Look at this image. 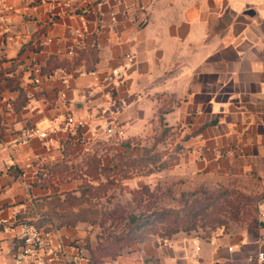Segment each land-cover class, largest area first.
Segmentation results:
<instances>
[{"label":"crops","instance_id":"1","mask_svg":"<svg viewBox=\"0 0 264 264\" xmlns=\"http://www.w3.org/2000/svg\"><path fill=\"white\" fill-rule=\"evenodd\" d=\"M3 1L1 216L29 213L33 202L58 190L57 176L54 184L43 185L40 175L47 177V169L67 164L63 157L77 147L79 136L93 153L95 137L104 134H91L88 125L62 127L63 120L95 113L103 98L81 97L92 85L89 71L117 66L126 53L133 63L116 89L120 99L131 101L120 117L126 134L141 132L152 119L168 129L181 125V152L173 166L193 188L243 181L256 182L264 191V0ZM75 28L83 31L84 44L68 57ZM52 55L68 62L66 84L40 73ZM35 76H40L37 84ZM20 93L26 100L18 106ZM33 125L45 130L47 139L17 144V134ZM66 140L74 148L64 152ZM258 207L264 213V198ZM263 225L264 217L255 232L222 234L212 243L197 237L166 244L147 241L102 264H256V253L264 251V240L257 241ZM13 233L0 227V261L10 259L5 247L12 245ZM196 242L199 258L192 260L188 253Z\"/></svg>","mask_w":264,"mask_h":264},{"label":"rangeland","instance_id":"2","mask_svg":"<svg viewBox=\"0 0 264 264\" xmlns=\"http://www.w3.org/2000/svg\"><path fill=\"white\" fill-rule=\"evenodd\" d=\"M180 126L168 129L163 126L161 120L152 119L148 122L147 127L145 124L142 131L135 135L125 134L124 138H106L104 135L96 136L94 148L91 150H94L93 152L100 157L102 165L110 168L114 165L115 160H119V153H121V163H126L125 165L128 167L123 177L118 175L115 178L109 175H101L99 178L89 180L90 177L82 174L84 169L82 162L86 159L87 153L88 155L92 154V151L85 150L86 142L79 136L78 141H76L77 147L75 149H68L65 155V162L67 164H65L66 168H64V171L61 172L62 176H58V180L62 179V181L56 187L58 189L56 192H61L63 189L71 191L70 189H76L79 183H86L88 181L93 186H98L102 182L103 185L99 186L102 188H99L96 196L91 198L92 203L95 204L98 210L99 216H97L93 223L85 221L77 222L73 226L61 227L63 228L61 233L69 240L71 239L82 245L87 251L88 256L93 252L92 254H95L97 261H104L111 259V257L101 256L97 250L98 245L105 240H114L115 237L126 233L130 236H135L136 240L133 244L123 248L120 254L129 251L135 245L143 244L147 241L162 243L164 240L175 241L185 239V237H197L209 241L213 231L217 228L222 229V234L224 235H232L242 231L255 232V229H257L255 223L262 221L261 211L259 207L256 208L262 199L256 200V198L258 193L263 192L262 188L259 191V185L256 182L241 181L238 183V186L218 183L214 188L204 186L209 190L227 188L250 196V199H245V202H247L245 208L249 210V215L246 216L247 220H242V210H240L239 216L241 218L237 216L236 219L226 220L223 224H215L212 228L197 227L195 230L189 232L177 231L171 234V236H165L163 233L164 229H161L164 222L160 221H164L163 219H159L155 224H152V219L150 218L148 220L143 218L140 221L134 220L138 215H146L163 209H183L187 207L186 205H189V202H185V198L183 199L181 194L192 193L195 188L190 185L189 178L179 172L177 173L176 168L173 166L177 155L181 152L177 142L183 134ZM130 160L136 161L135 167L130 164ZM71 174L74 178L69 176ZM108 181H110L109 184H107ZM74 194L78 196L79 192L75 191ZM61 197L63 196L61 195ZM44 198L43 201L39 200L37 204L33 202L34 208L29 213H15V221L11 226L14 227L19 222L24 221L23 216L26 214L33 216L35 219L39 218V221L42 223H47L45 219L48 216L46 217L43 214V211L47 210ZM81 206L87 207L83 203ZM60 210V208H55L54 211L59 212ZM110 210H114L117 213L114 217L121 218L122 223L113 222L112 217L108 216V219L107 215L101 218L100 213L107 211L106 214H108ZM131 217L134 219L131 220ZM143 221L145 223L136 227L137 224L140 225ZM48 222H51L52 226L57 224L55 220ZM125 224H127L126 229H124ZM61 228L58 229L60 230ZM139 228L141 230L146 228L147 230L138 235L139 231H141ZM129 230L132 231L133 235H131Z\"/></svg>","mask_w":264,"mask_h":264},{"label":"trees","instance_id":"3","mask_svg":"<svg viewBox=\"0 0 264 264\" xmlns=\"http://www.w3.org/2000/svg\"><path fill=\"white\" fill-rule=\"evenodd\" d=\"M67 66V60L58 59L55 55H52L45 61V64L40 67L39 70L41 74L45 75L57 67H65L67 69ZM25 100L26 97L22 96V93H20L18 96L17 105L20 106L24 104ZM76 133H78V129H76ZM71 147L74 148L73 145L69 143V140H66L64 142V152L67 148ZM120 154L121 153H119V160H115L114 165H112L110 168L105 167L101 164L100 157H98L95 152L87 155L86 159L82 162V164L84 165L82 174H84V176L90 177L91 179L89 178V180L99 178L101 175H109L113 178L118 177V175L120 177H123V175L126 173V168L128 167L125 165L126 163H121L122 160L120 159L122 158V154ZM141 159H143V157H141ZM133 161L134 160H130V164L135 167L136 161H134V163ZM63 162H65L64 157ZM64 168H66V165L65 163H62L60 165H55L51 169H47L45 171L47 177H42V175H40L41 180H43L42 184H54L53 179L56 176H62L61 172L64 171ZM69 176H72V174ZM61 181L62 179H59L54 187L56 188L58 183ZM109 183L110 181H108L107 184ZM91 184L92 183L88 181L86 183H79L76 189H73L71 191L60 193L55 192L47 199H44V204L47 205V210L43 211V214L46 217L48 216L47 219H45L47 223H42L41 221H39V218L30 220L29 222L33 223L37 227H43L44 229H49L50 227H69L73 226L77 222H95L97 216H99V213L95 207V204L92 203L91 198H94L96 196L97 190L99 188H102L99 186L103 185V183L100 182L98 186H93ZM75 191L79 192L78 196L74 194ZM61 195L63 197H61ZM181 195L183 199L185 198V202H189V205H186L187 207L183 209H163L157 212H151L146 215H138L136 219L131 217V220L134 219L135 221H140V219L142 218L147 220L150 218L152 219V224H155V222H158L159 219H163L164 221H160L164 222V225L161 227V229H164L163 233L165 236H171V234L177 231L189 232L191 230H195L197 227L212 228L215 224H223V222H226V220L229 221L233 218L236 219L237 216L240 215V210H242V220H247L246 216L249 215V210L245 208L247 206V202H245V199H250V196L244 195V193L240 194L234 192L231 189L223 188L217 190H209L204 186H199L195 188L192 193H182ZM189 198L191 199L189 200ZM263 198L264 191L258 193L256 200H261ZM82 203L86 204L87 207H82ZM257 207L258 204L256 208ZM55 208H60L61 210L59 212H56L54 211ZM106 213L107 211L100 213L101 218L107 215V218L108 216L112 217L111 219L113 220V222L122 223L121 218L114 217V215L117 214L116 212H114V210H110L108 214ZM241 217L239 216V218ZM54 220L57 224L55 226H52L51 222L48 221ZM143 223L145 222L143 221L140 225L137 224L136 227L141 226ZM260 223L261 221H257V223H255L257 228L260 227ZM126 227L127 224H125L124 229H126ZM146 230L147 229L144 228L143 230L139 231L138 235L142 234L143 231ZM129 232L131 233V235H133L131 230H129ZM135 238V236H130L128 233H126L115 237L114 240H105L103 243H100L98 245V253L101 256H110L111 259H114L120 254V251L123 248L133 244L136 240ZM92 253L93 252L89 254L88 264H102L103 261H97L95 254Z\"/></svg>","mask_w":264,"mask_h":264},{"label":"built area","instance_id":"4","mask_svg":"<svg viewBox=\"0 0 264 264\" xmlns=\"http://www.w3.org/2000/svg\"><path fill=\"white\" fill-rule=\"evenodd\" d=\"M86 3L95 2L101 5V0H82ZM3 0H0V8L3 7ZM67 4V2H66ZM69 4V3H68ZM11 7L7 6L5 9ZM84 33L81 29L75 28L70 39L71 45L67 52L68 57H73L76 52L83 47ZM133 57L126 53L122 57V63L108 68L104 71L93 69L89 71L92 77V85L83 91L81 97L84 100L92 99L96 96L103 98L102 103L95 108V113H89L85 118L74 119L71 115L63 120L62 127H83L88 125L91 134L102 133L105 136L124 138L126 134L121 115L129 109L131 101L120 99L116 94V89L125 80L127 69L132 65ZM68 71L65 67H57L44 75L48 80L57 79L66 84ZM33 83L40 82V76L32 79ZM64 96V94H61ZM34 108V106H31ZM54 128V127H52ZM38 137L45 141L47 132L40 130L35 125L23 128L15 137L17 144H25L31 138ZM262 218L264 213L261 212ZM15 221V213L9 216L0 215V226L2 229H14L9 248L5 247V253L10 254V259L0 261V264H88V253L78 242L69 240L56 227L44 229L37 227L29 220L19 222L12 227ZM222 235V229L217 228L213 231L209 242H213L218 236ZM264 240V232L258 236L257 241ZM164 240L161 244H166ZM14 243V244H13ZM4 250L3 241L0 239V252ZM200 246L193 243L189 250V257L192 260L199 258ZM256 264H264V251L259 250L253 258Z\"/></svg>","mask_w":264,"mask_h":264}]
</instances>
